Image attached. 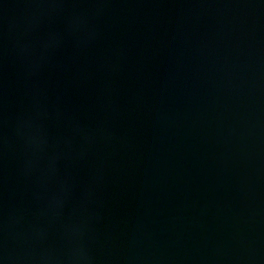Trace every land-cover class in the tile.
Listing matches in <instances>:
<instances>
[{
	"label": "water",
	"instance_id": "1",
	"mask_svg": "<svg viewBox=\"0 0 264 264\" xmlns=\"http://www.w3.org/2000/svg\"><path fill=\"white\" fill-rule=\"evenodd\" d=\"M0 264H264V0H0Z\"/></svg>",
	"mask_w": 264,
	"mask_h": 264
}]
</instances>
